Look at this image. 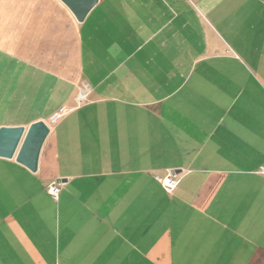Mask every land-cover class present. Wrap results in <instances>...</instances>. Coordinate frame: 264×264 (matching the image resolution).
I'll return each mask as SVG.
<instances>
[{
  "label": "crops",
  "instance_id": "crops-1",
  "mask_svg": "<svg viewBox=\"0 0 264 264\" xmlns=\"http://www.w3.org/2000/svg\"><path fill=\"white\" fill-rule=\"evenodd\" d=\"M38 121L0 264H264V0H0V128Z\"/></svg>",
  "mask_w": 264,
  "mask_h": 264
},
{
  "label": "water",
  "instance_id": "water-1",
  "mask_svg": "<svg viewBox=\"0 0 264 264\" xmlns=\"http://www.w3.org/2000/svg\"><path fill=\"white\" fill-rule=\"evenodd\" d=\"M78 22H83L99 0H60ZM51 132L45 121H38L25 128H0V158L15 161L36 173L44 143Z\"/></svg>",
  "mask_w": 264,
  "mask_h": 264
},
{
  "label": "built area",
  "instance_id": "built-area-1",
  "mask_svg": "<svg viewBox=\"0 0 264 264\" xmlns=\"http://www.w3.org/2000/svg\"><path fill=\"white\" fill-rule=\"evenodd\" d=\"M81 98H82V101L86 99V94L83 93ZM62 115H63L62 112L57 113V115L55 116V120L59 119ZM258 172L260 174H264V165L259 167ZM160 182L162 183V185L166 188L168 192H172L173 189L179 184L180 180L179 178H176L175 176L171 175L165 179H160ZM60 186L61 184L58 182L53 183L49 188V194L52 197L57 198L60 192Z\"/></svg>",
  "mask_w": 264,
  "mask_h": 264
}]
</instances>
